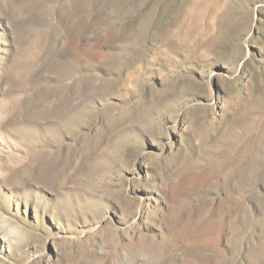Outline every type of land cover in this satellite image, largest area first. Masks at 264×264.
<instances>
[{
	"label": "rangeland",
	"instance_id": "1",
	"mask_svg": "<svg viewBox=\"0 0 264 264\" xmlns=\"http://www.w3.org/2000/svg\"><path fill=\"white\" fill-rule=\"evenodd\" d=\"M0 264H264V0H0Z\"/></svg>",
	"mask_w": 264,
	"mask_h": 264
}]
</instances>
